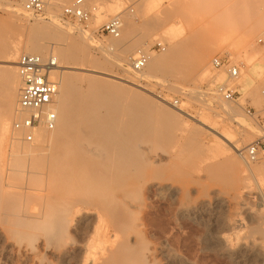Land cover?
<instances>
[{"label":"bare ground","instance_id":"6f19581e","mask_svg":"<svg viewBox=\"0 0 264 264\" xmlns=\"http://www.w3.org/2000/svg\"><path fill=\"white\" fill-rule=\"evenodd\" d=\"M43 1L48 23L42 16H33L34 23L29 24L23 0L21 5L8 7L9 14L27 28L25 41L10 43L0 33V151L4 139L11 136L15 114L14 123L22 117L18 112L19 55L24 52L52 59L55 69L51 68L49 80L57 84L62 74L53 107L58 115L56 129L40 128L34 142L27 143L22 140L23 132L15 131L13 125L17 138L12 141L11 175L5 173V161L0 160V264H154L158 256L165 257V264H176L178 259L167 248L152 247L142 237L158 203L179 201L191 192V185L198 192H208L206 179L229 192L212 191L211 198L182 207V215L194 217L222 205L241 206L250 213L255 200L264 202V165L241 158L237 152L247 144L234 140L230 127L237 123L241 132H248L240 120L239 106L218 98L215 92L207 93L219 104L210 109L213 120L222 118L221 126L215 124L218 128L184 112L187 110L176 113L135 88L141 87L139 80L152 79L158 73L177 71L188 79L198 71L207 79L213 52L202 49L193 62L182 60L176 49L152 53L144 71L135 73L139 75L135 83L124 76L132 59L146 48L128 55L132 45L126 42L134 34L131 22L122 39L123 23L118 18L120 36L105 44L68 21L60 23L58 8L72 0ZM93 50L101 57H94ZM255 59L258 67L264 65V52L245 61L249 64ZM112 66L123 75H110ZM239 83L255 102H263V75L257 80L243 76ZM191 121L206 128L192 126ZM181 139L187 143L176 154L162 152V146ZM20 141L26 145L21 147ZM213 148L218 150L216 158L207 164L201 157L205 159ZM186 150L188 159L182 156ZM256 172L261 178L253 187ZM224 224L231 227L233 223L225 219ZM238 249H228L231 254L236 252L238 264H264L261 247L243 243ZM255 254L262 257L254 258Z\"/></svg>","mask_w":264,"mask_h":264},{"label":"rangeland","instance_id":"374dc122","mask_svg":"<svg viewBox=\"0 0 264 264\" xmlns=\"http://www.w3.org/2000/svg\"><path fill=\"white\" fill-rule=\"evenodd\" d=\"M55 1L57 2V0ZM73 2L74 0L64 7L58 8L59 20L63 25L67 23V21L62 20L64 9ZM11 3L21 5L22 0H0V33L10 43L13 41H15L13 43L23 42L27 36V28H22L20 21H16L9 14L8 7ZM153 4L159 6L154 9L150 8V5ZM86 6L92 13L91 20L86 25L81 26L69 21L68 23L74 24L88 34L93 33L96 40L106 44L113 37L101 32V28L105 24L114 18H120L123 23L120 38L123 39L126 25L131 22L134 34L131 40L129 39L126 42V44L129 43L128 45H132V48L128 49L131 51L129 54L127 53L128 55L139 48L148 50L157 42L162 43L166 49L164 52L153 54H167L169 51L176 49L180 52L182 60L189 62L195 61L198 51L202 49L213 52L208 63L207 79H202L198 71H194L188 79L183 78L177 71H174L171 73H158L152 79L139 80L138 83L136 77L139 75L135 74L130 67L129 73L124 76V78L126 77L141 86L135 87L139 93L145 94L155 101L162 102L176 113L183 114L180 109L187 110L184 112L191 113L193 117L203 120V122L206 120L207 125L211 126L213 124V127L216 122H218L217 125L221 126L219 119L222 120V118H214L215 120H213V117L210 116L213 114L210 109H214L219 104H215L210 100L207 93L212 94V92H215L219 84L227 81V76L222 71H216L213 68L212 60L219 56L231 58L234 64L240 68V77L237 80L228 82L231 85L230 87L239 93L238 102L230 104L240 107L239 111L242 115L240 120L246 124V130L248 131L247 133L241 132L242 129L239 128L237 123L230 125L234 131V140L247 144L246 148L240 151L243 153H237L241 158L248 159L247 149L250 145L260 141L259 156L255 162L264 165V87L261 91L263 102L257 103L249 95V90L239 83L243 76H250L256 80L260 76H264V65L258 67L256 59V61L252 60L249 64L246 63V59L253 57L254 54L264 52V0H87ZM24 14L28 18L29 24L34 23L32 19L37 18H33L25 12ZM41 18L44 19V22H49V15L46 16V12L45 16L42 15ZM135 37L136 39H134ZM22 54L24 52L19 57ZM92 55H95L96 58L101 57L95 50L92 51ZM109 68L110 75L116 77L123 75L116 66H112L111 70ZM56 81L60 86L62 74H60L59 80ZM121 82L134 87L128 82ZM177 85L179 87L180 85L183 86L180 87L182 90L178 89ZM175 88L178 90H175ZM190 93L195 96L192 97ZM184 103L188 108L186 106L185 109L182 108L185 105ZM245 108H251L255 115L253 117L249 116L245 112ZM15 118L16 114L11 124V136L4 139V141L6 140L5 144L1 142L4 145L2 151H0V160L5 161L3 169L5 173L10 175L13 173L9 165L13 155L12 141L17 138L12 132ZM190 124L202 129L206 128L202 123L196 121H191ZM217 125L215 127L219 128ZM178 134L179 131L174 134L175 137ZM186 143L187 140L184 139L179 140V142L176 140L169 145L162 146L161 150L162 152L176 154ZM19 144L22 147L25 143L20 141ZM216 151L218 152L216 148H213L211 151L206 152L204 156L208 159H204L202 156L201 160H206L207 164L212 163L216 158ZM182 156L188 159L190 157L189 151L186 150ZM202 163L200 162V165ZM200 165L196 171L200 170L202 166ZM260 178L259 172H256L252 180L253 187H255L256 182H260ZM205 186H207L208 192H198L196 191L197 186L191 185V192L185 196H180L179 201L172 204L158 203V207L149 218V225L141 231L145 241L152 247L164 246L167 248L169 255L178 259L179 262L177 261L176 264H238L236 252L243 243H248L250 246H259L264 252V202L261 203L259 200H255L249 206V208L251 207L250 213L237 205L232 207L218 206L219 210L216 207L194 217L184 216L180 213L182 207L196 204L203 198L214 196L212 191H217L221 195H226L229 192L222 185L209 179H206ZM142 215L145 217V214ZM225 219L233 223L231 227L224 224ZM228 249L237 251L231 254ZM259 257H262V254L254 255V258ZM165 263V257L158 256L154 264Z\"/></svg>","mask_w":264,"mask_h":264},{"label":"built area","instance_id":"2783aa9c","mask_svg":"<svg viewBox=\"0 0 264 264\" xmlns=\"http://www.w3.org/2000/svg\"><path fill=\"white\" fill-rule=\"evenodd\" d=\"M86 3L87 0H75L64 10L63 20L81 26L86 25L92 17V13L86 8ZM23 4L26 12L31 16H45L46 3L43 0H23ZM121 28V21L114 18L101 28V32L118 38ZM165 49L162 43L157 42L148 50L139 51L131 61V70L134 73L143 72L151 54L164 52ZM54 65L52 59L44 60L34 54H22L18 59L17 69L21 80L18 112L22 117L14 123V130L23 132L22 140L27 143L34 142L36 130L45 128L47 131H54L57 127L58 115L53 107L56 103L58 84L49 80V73ZM212 66L216 71H222L227 76V81L216 87V94L227 102L237 103L239 93L230 87L228 82L240 77L239 66L234 64L231 58L220 56L212 60ZM245 112L251 117L255 115L251 108H245ZM259 146L260 141H257L247 149V157L250 161L257 160Z\"/></svg>","mask_w":264,"mask_h":264},{"label":"clouds","instance_id":"9594fccd","mask_svg":"<svg viewBox=\"0 0 264 264\" xmlns=\"http://www.w3.org/2000/svg\"><path fill=\"white\" fill-rule=\"evenodd\" d=\"M159 5H156V4H153V5H150V8H157Z\"/></svg>","mask_w":264,"mask_h":264}]
</instances>
